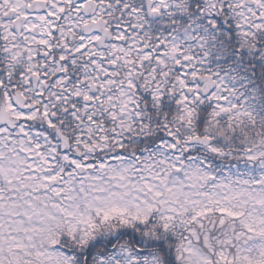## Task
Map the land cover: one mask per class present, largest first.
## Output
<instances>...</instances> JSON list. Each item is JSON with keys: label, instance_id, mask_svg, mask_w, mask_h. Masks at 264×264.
Returning <instances> with one entry per match:
<instances>
[{"label": "snow or ice", "instance_id": "1", "mask_svg": "<svg viewBox=\"0 0 264 264\" xmlns=\"http://www.w3.org/2000/svg\"><path fill=\"white\" fill-rule=\"evenodd\" d=\"M0 264H264V0H0Z\"/></svg>", "mask_w": 264, "mask_h": 264}]
</instances>
